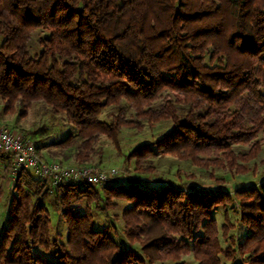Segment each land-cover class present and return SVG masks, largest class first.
<instances>
[{
    "label": "trees",
    "instance_id": "obj_1",
    "mask_svg": "<svg viewBox=\"0 0 264 264\" xmlns=\"http://www.w3.org/2000/svg\"><path fill=\"white\" fill-rule=\"evenodd\" d=\"M38 30L45 34L33 54ZM0 98L5 112L19 106L26 114L43 101L64 115L73 131L54 144L65 149L81 138V164L91 161L101 136L118 144L124 129L169 121L166 134L125 157L139 174L155 172L147 160L173 156L212 178L215 169L245 175L264 131V0H0ZM111 106L110 120H101ZM35 145L39 153L47 146ZM4 180L0 264H188L182 257L190 254L196 264H227L223 256L231 264H264V182L204 191L136 175L54 186L22 171L7 193ZM117 201L129 204L124 235L138 250L116 241L113 225L96 227L94 209L108 211Z\"/></svg>",
    "mask_w": 264,
    "mask_h": 264
},
{
    "label": "rangeland",
    "instance_id": "obj_2",
    "mask_svg": "<svg viewBox=\"0 0 264 264\" xmlns=\"http://www.w3.org/2000/svg\"><path fill=\"white\" fill-rule=\"evenodd\" d=\"M45 33L37 31L34 34L33 41L31 43V52L33 54L40 51L39 38ZM5 103L0 98V127L8 128L16 136L26 138L25 134L28 132H35L34 136L27 139V141H35V143L43 142L47 146L40 152L41 157L50 165L59 164L65 168L76 167L79 169L91 167L96 168L99 171H108L109 169H116L117 175L111 176L109 181H114L127 177H133L136 175H142L143 180L146 182L155 181H168L174 185H180L182 183H190L192 185L197 184L198 188L204 191H229L234 192L237 189L250 188L252 186H258L264 182V131L258 136V143L261 144L262 149L258 156L246 164L249 168V172L245 175H235L229 171L215 169L213 170L214 177L210 176V171L200 169L191 162L181 161L173 156L157 157L151 160H147V166L153 168L155 172H146L139 174L136 170L134 161L129 162L125 158L129 153L141 143L153 142L155 139L161 138L166 134L171 126V122H160L157 124L145 123L143 128H127L120 134V142L115 144L107 136H101L100 140L94 144V153H92L90 160L85 164L78 163L75 159L77 147L81 143V138H77L74 145L68 148H61L56 146L57 143L64 139L69 133L73 131V126L67 121L64 115L55 114L51 108L43 101L35 102L32 108L24 114L19 106H16L10 112L4 111ZM116 111L115 107H109L104 109L101 120L109 121L110 114ZM133 111H129V117H132ZM28 137V136H27ZM32 141V142H33ZM236 152H247L249 147L235 146ZM17 171L15 169L14 161H8L0 158V176L4 177V186L7 193L12 191V187L16 181ZM112 175V174H111ZM145 178V179H144ZM142 179V178H141ZM219 180H224L225 183L219 184ZM9 198L6 195L0 204V213L2 222L5 223L7 219V208ZM53 224L56 229L65 234L67 233V227L64 221L59 217V213L52 207L50 201H47ZM116 204V202H114ZM117 205L110 206L108 211L101 209H94L93 216L97 224V228L113 225V236L124 248L133 247L136 250L140 248V244L130 245L127 238L124 235V222L121 215L129 204L124 201H117ZM87 202L84 201L77 205V209L81 213H85ZM95 208V206L93 207ZM218 221L219 229L221 230L225 223V215L222 208H219L215 213ZM238 217L231 213V220L234 222ZM232 234H237V230L234 229ZM221 242L223 247H227V244L222 238ZM37 252L46 256L43 249L38 248ZM224 263L231 264L226 257L223 256ZM241 260V257H237ZM182 260L188 264H196L193 256L184 255ZM159 264V263H158Z\"/></svg>",
    "mask_w": 264,
    "mask_h": 264
},
{
    "label": "built area",
    "instance_id": "obj_3",
    "mask_svg": "<svg viewBox=\"0 0 264 264\" xmlns=\"http://www.w3.org/2000/svg\"><path fill=\"white\" fill-rule=\"evenodd\" d=\"M0 152L12 157L18 175L22 171H30L54 186L75 182L102 185L109 183L111 176L118 174L116 169L99 171L96 168L86 167L78 170L76 167L50 165L41 157L34 142L16 136L8 128L2 127H0Z\"/></svg>",
    "mask_w": 264,
    "mask_h": 264
}]
</instances>
